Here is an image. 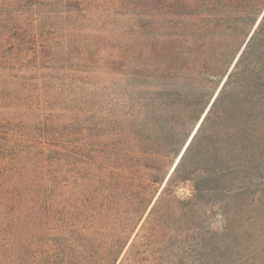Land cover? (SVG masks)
Masks as SVG:
<instances>
[{
    "label": "trees",
    "instance_id": "16d2710c",
    "mask_svg": "<svg viewBox=\"0 0 264 264\" xmlns=\"http://www.w3.org/2000/svg\"><path fill=\"white\" fill-rule=\"evenodd\" d=\"M108 17L138 30L111 52ZM245 200L264 0H0V264H220Z\"/></svg>",
    "mask_w": 264,
    "mask_h": 264
},
{
    "label": "rangeland",
    "instance_id": "374dc122",
    "mask_svg": "<svg viewBox=\"0 0 264 264\" xmlns=\"http://www.w3.org/2000/svg\"><path fill=\"white\" fill-rule=\"evenodd\" d=\"M101 4L104 5V2ZM98 11L102 12L103 15L107 14L102 5ZM96 17L99 19L98 16ZM105 21L113 26L107 32L106 38H100V44L109 46V50L111 46L125 41L124 38H121L122 36L126 38L127 35L138 31L137 28L131 26L132 21L126 22L124 19L117 21L116 17L115 19L105 18ZM102 23V20H99L98 23H91V25L100 28ZM85 28H91L90 24L86 25ZM101 30L103 34L104 31ZM92 77H95L93 83L99 82L98 86L101 89L99 87L98 89L90 88V91L95 95L92 101L88 103L89 107L97 105L102 97L105 98V102L108 101V97H111L110 91L113 89L115 76L112 75V72L100 71L92 74ZM246 202L247 200L243 201L245 212L237 221L238 226H233V232L224 237L226 242L223 244V248L218 251L217 256L221 259L220 264H264V209L257 206L247 207Z\"/></svg>",
    "mask_w": 264,
    "mask_h": 264
},
{
    "label": "water",
    "instance_id": "95a60500",
    "mask_svg": "<svg viewBox=\"0 0 264 264\" xmlns=\"http://www.w3.org/2000/svg\"><path fill=\"white\" fill-rule=\"evenodd\" d=\"M223 80H224V79H223ZM223 80H222V82H223ZM218 89H219V88H218ZM218 89H217V91H218ZM217 91H216V93L214 94V96L212 97L211 101H212V100L214 99V97L216 96ZM211 101H210V102H211ZM205 113H206V111L202 114L200 120L198 121V123H197L196 126L194 127V129H193V131H192V134L190 135L188 141L190 140L191 136H192V135L194 134V132L196 131V129H197V127H198V125H199L201 119H202L203 116L205 115ZM188 141H187V143H188ZM187 143H186V144H187ZM186 144H185V146H186ZM185 146H184V148H185ZM184 148L182 149L181 153L183 152ZM181 153H180V154H181ZM179 156H180V155H179ZM179 156H178L177 159L175 160V163L178 161ZM175 163H174V165H175ZM174 165L172 166V168L170 169V171L173 169Z\"/></svg>",
    "mask_w": 264,
    "mask_h": 264
}]
</instances>
